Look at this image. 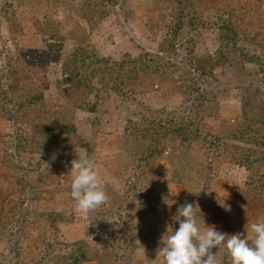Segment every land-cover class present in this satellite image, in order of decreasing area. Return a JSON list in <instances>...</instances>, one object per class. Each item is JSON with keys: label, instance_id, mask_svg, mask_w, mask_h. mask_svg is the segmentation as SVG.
Segmentation results:
<instances>
[{"label": "rangeland", "instance_id": "obj_1", "mask_svg": "<svg viewBox=\"0 0 264 264\" xmlns=\"http://www.w3.org/2000/svg\"><path fill=\"white\" fill-rule=\"evenodd\" d=\"M84 1L0 0V9L7 10L18 24V28L11 32L0 13V86L7 93L0 108V172L13 174L11 168H14L19 171V177H23L22 184H16L11 178L3 186L4 189L12 187L14 194L17 191L18 195H14L13 203L2 206L0 264H66L58 257L69 254L71 243L78 240L87 242V252H99L106 246V240H110L114 243L112 249L118 255V264H161L163 258L158 251L163 246L162 237L168 228V234L178 229L179 224L173 223L171 217L186 202L199 206L196 214L201 231L203 220L206 226L215 225L217 230L229 235L240 232L246 236V226L251 241L254 234L250 225L264 222V185L256 191L247 188L249 172L232 161V146L228 145H249L229 139L226 130L241 117L242 89L239 84L249 82L264 90V68L253 74L258 71L253 63H229L217 67L214 76L201 75L191 68L189 49L193 46L199 54L213 53L221 42L231 43L225 37V32L232 34L225 26L226 18L231 17L229 5L235 10L234 21L238 17L247 19L252 16L258 6L264 9V0H194V5L184 10L188 11L187 17L183 16L186 23L178 31L174 48L166 51L159 50V43L171 20L168 9L160 1L89 0L98 14L104 12V18L97 22L81 17L79 7ZM237 31L239 37L235 39L239 46L257 44L245 42L244 34L239 29ZM54 38L62 43V48L59 62H49L42 71L44 77L40 87L46 105L51 111L64 114L73 109L77 143L71 142L66 151L86 154L96 161L97 172L105 185L109 184L120 196V201L112 209L105 204L87 213L78 210L76 201L66 190L70 185L62 172L53 185V196L42 192L35 197L31 192L38 172L53 174V157L45 154L37 169L40 153H32L17 141V102L9 87L8 66L9 61L22 54L21 50L42 48L45 41ZM78 45L95 55H81V58L86 57L84 63L90 68L109 69L110 63L119 62L125 53H129L135 58L134 70L154 74L152 90L125 94V86L121 90L116 88L123 79L122 73L120 79L112 74L110 83L104 86L94 77L96 85L88 92L87 101L90 105L95 103L96 108L75 106L66 93L60 91L66 89V84L61 83L66 75L60 63ZM163 69L166 71L160 75ZM185 71L191 73L187 76H192L199 89L188 99L174 92L172 84H178V76ZM160 81L168 82L169 86L166 84L161 88ZM200 102L202 111L197 108ZM147 107L152 111L147 113ZM142 117L147 118V123L160 126L168 120L187 127L189 124L191 133L195 131L199 137L194 142L196 150L204 142L199 154L211 161L214 168L202 194L183 189L172 178L166 157L167 146L160 147L164 156L155 161L148 176L143 173V161L140 168L136 166L137 160H134L131 145L125 139L124 128L129 120L138 121ZM45 119L29 121L26 126L35 129L37 123H45ZM251 149L257 152V156L264 151L257 145ZM70 162L65 161L62 165L70 167V179H73ZM191 171L190 175H198L194 168ZM11 206L17 217L14 221L12 218L8 221L11 215L6 217ZM102 211L105 213L100 216ZM41 212H62L71 217L57 223L55 229L39 216ZM213 252L217 253L218 264H231L226 246L215 248ZM84 264H97V261L89 259Z\"/></svg>", "mask_w": 264, "mask_h": 264}, {"label": "trees", "instance_id": "obj_2", "mask_svg": "<svg viewBox=\"0 0 264 264\" xmlns=\"http://www.w3.org/2000/svg\"><path fill=\"white\" fill-rule=\"evenodd\" d=\"M156 1H160L168 9V16L171 20L167 27L168 30L159 43V50L166 51L174 48L178 31L186 23L184 18L187 17L188 11L185 12L184 10L188 6L194 5V0ZM95 8L89 0H85L79 7L82 12L81 17L94 22L104 18V12L98 14ZM228 10L231 12L229 15L231 17L226 18L225 26L232 34L225 32V37L231 43L221 42L213 53L206 52L204 54L195 52L193 46H191V49H189V56L192 59L190 63L191 68L201 75L208 74L214 76V71L217 67L229 63L241 65L249 62L257 66L258 71H254L253 74H258L264 68V9L258 6L256 8L257 12L252 16L247 19L238 17L234 21L232 20V15H234L235 10L233 11L230 5ZM0 13L8 23V28L11 32L18 28V24L7 10L0 9ZM184 15L186 17H183ZM244 25L247 26L246 29ZM237 29L244 34L245 42L247 40L249 42H257V44L247 47L239 46L235 39L239 37ZM222 40H224L223 37ZM188 41L192 42V39ZM61 48L62 43H59L55 38L53 41H45L42 48H26L25 50H21L22 54H19L15 60L9 61L8 66L9 87L12 94L16 96L17 102L15 110V118L19 125L17 141L22 147H28L32 153H40L41 157L37 162V169L43 162L45 154H50L53 157L51 162L54 168L53 174L50 175L42 171L38 172L35 184L31 186V192L35 197L40 196L42 192L47 193L48 196H53L55 191L52 189L53 185L57 180V176L62 172L65 175L67 184L70 185L66 190L69 192L70 198H72L70 167L63 166L62 164L65 161H71L77 155L69 154L66 151L71 142L77 143L73 109L67 114L61 111H51L49 106L46 105L43 89L40 87L44 77L42 71L45 70L49 62H59ZM84 53L87 54L86 57H95V55L87 53L78 45L77 49L65 55L60 63L62 71L66 75L61 82L62 84H66V89L61 88L60 91L66 93L68 100L70 98L75 106L88 107L90 110H94L96 104H89L87 101L88 92L94 88L96 82L103 84V86L108 85L112 74L119 78L122 73L123 79L119 78L120 83L116 88L121 90V87L125 86V94L130 91L145 92L146 90H152L151 81L154 74L146 71L139 72L138 69L134 70L133 64L135 58L131 57L129 53H125L123 59L119 62H115V64L110 63L109 69L96 68V66H93V69L86 67L84 63L86 57L81 58V55ZM126 65L129 67H126ZM161 71L160 75H163L166 69ZM188 72L180 73L178 84L172 83L174 84V92L183 94V97L186 99L194 91H199L198 87L195 86L196 83L193 81L192 76H187L188 74L191 75ZM94 77L98 78L96 82L93 80ZM159 84L161 88L166 84L169 86V83L166 81H160ZM239 85L242 89L240 97L241 117L236 119L235 122L233 121L234 123L230 125L229 129L227 128L226 136L229 139H233V141H242L249 145L248 147L235 146L234 144L228 146H232V161L249 172L246 180L247 188L256 191L264 185V172L260 173L264 170V151H262L260 156H257V152L251 149V147L257 145L264 148V90L255 87V85L249 82H242ZM6 98L7 93L0 86V108L3 107L2 100ZM201 102L203 101L201 100ZM201 102L197 107L199 111L203 110L200 106ZM145 110L147 113L152 111L149 107ZM163 111H159V113L161 114ZM40 112L42 115H40ZM43 117H46L45 123H37L35 129L27 128L26 124L29 121H39ZM197 117L199 118L198 115ZM146 120V117H142L138 121L129 120L124 128V134L127 136L125 139L131 145V153H133L134 160H137L136 166L140 168V163L143 161L145 163L142 166L145 169L143 173L148 176L147 174L150 173L155 161L164 156L160 147L167 146L166 157L172 169V178L183 189L202 194L208 187L207 184L212 178L209 174L212 168H214L211 161H206L205 157L199 154L204 142L201 144V148L198 147L196 150L194 142H197L199 137L195 131L191 133L189 124V127H187L178 122L168 120L165 125L163 123L160 126L157 123H147ZM197 122L199 125L201 124V121ZM3 162L7 165L4 159ZM62 168L64 171L61 170ZM193 168L198 173L196 177L190 175ZM11 169L14 171L13 174L0 172V217L2 216V206L5 203H13L15 199L14 195H18L17 191L14 194L12 187L4 189V184L6 181L9 182L8 180H11V178L15 180L16 184H22L23 182V177H19V171L14 168ZM57 190H59V187ZM63 190L65 191V189ZM105 190L109 195V200L105 204L112 209L113 205L120 201V196L113 191L109 184L105 185ZM103 205L101 206L103 207ZM104 213V211L99 212L100 216H103ZM9 215L11 217L8 221H11V218L14 221L17 218L12 206L9 207L6 217ZM39 216H43L47 220V225L55 229L57 228V223L65 222L71 217L62 212H41ZM2 224L4 225V223ZM106 241V246L99 252H92L91 250L87 252L85 247L87 242L85 240H78L71 243L72 250H69V254L64 257H58V260H62L66 264H84L89 259L96 260L97 264H118V255L112 249L114 243L110 240Z\"/></svg>", "mask_w": 264, "mask_h": 264}, {"label": "clouds", "instance_id": "obj_3", "mask_svg": "<svg viewBox=\"0 0 264 264\" xmlns=\"http://www.w3.org/2000/svg\"><path fill=\"white\" fill-rule=\"evenodd\" d=\"M70 163L71 172L74 173L71 197L76 201L78 210L87 213L107 203L109 195L104 180L97 172L96 161L83 154L76 155ZM197 208L198 205L186 202L171 217L179 227L171 234H168V228L162 237L163 246L158 251V255L163 258L161 264H218L217 253L213 249L222 246H226L231 264H264V222L250 225L254 234L251 241L246 226V236L240 232L229 235L217 230L215 225L206 226L203 220L201 231Z\"/></svg>", "mask_w": 264, "mask_h": 264}]
</instances>
